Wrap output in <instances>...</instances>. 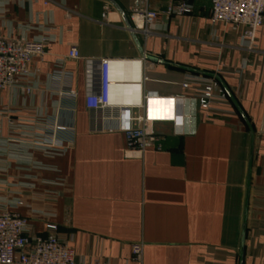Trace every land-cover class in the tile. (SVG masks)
I'll list each match as a JSON object with an SVG mask.
<instances>
[{"label": "crops", "instance_id": "0c3cea01", "mask_svg": "<svg viewBox=\"0 0 264 264\" xmlns=\"http://www.w3.org/2000/svg\"><path fill=\"white\" fill-rule=\"evenodd\" d=\"M189 1L190 13L160 14L142 35L123 20L131 26L133 0H0L1 36L47 38L22 81L30 92H0V211L25 218L30 237L55 225L77 264H264V19L249 39L244 26L212 23L209 1ZM72 47L79 59H63ZM102 59L110 103L155 117L160 140L140 157L125 154L114 123L89 130L85 96L99 89ZM58 65L74 76L71 118L58 111ZM213 85L225 98L202 110ZM170 99L178 127L156 115ZM56 116L71 142L48 156L29 141Z\"/></svg>", "mask_w": 264, "mask_h": 264}, {"label": "built area", "instance_id": "2783aa9c", "mask_svg": "<svg viewBox=\"0 0 264 264\" xmlns=\"http://www.w3.org/2000/svg\"><path fill=\"white\" fill-rule=\"evenodd\" d=\"M40 1L46 6L50 0ZM151 0H133L129 8V19L134 32L142 35L149 34V28L153 26L160 14L182 15L192 11L189 0H176L169 3L163 11L153 10L150 7ZM210 3V21L212 23L231 24L244 26V36L252 39L256 30L262 25L264 19V0H207ZM107 12L102 14L106 18ZM47 38L28 40L24 37H9L0 35V92L20 88L22 92H30V88L22 85L23 80L30 76L29 66L34 58H42L45 55ZM63 59L77 60L79 53L76 47L70 48L68 55ZM110 61L100 60V85L96 92L89 91L85 96V109L88 114V127L92 133L112 131L108 124L114 123L115 130L124 136L125 154L128 157H140L145 149L157 147L160 140L153 128L154 115H133L134 108L127 105H113L108 94V69ZM74 76L71 72L64 71L58 65L52 72V81L59 88L58 111L64 114V118H71L74 110L76 91L73 88ZM183 88L187 84H183ZM214 85L206 86L198 97V106L209 111L213 102L225 98L224 91L217 90L214 94ZM144 101L148 96L144 95ZM153 99V98H152ZM180 100L170 99L165 104L157 103L156 115H165L175 125L180 126L181 118H178L176 104ZM145 105H139L140 111ZM163 114V115H162ZM180 119V120H179ZM44 120V119H43ZM42 131L36 132V136L29 141L32 148L48 156H61L65 154L72 135V128L58 122L57 116L53 120L46 119L40 122ZM48 234L45 237H30L27 234V222L19 214L9 211H0V264H77L74 250L57 239L56 226L47 224ZM132 258L139 261L142 257V246H131ZM97 264V261L95 262Z\"/></svg>", "mask_w": 264, "mask_h": 264}, {"label": "water", "instance_id": "95a60500", "mask_svg": "<svg viewBox=\"0 0 264 264\" xmlns=\"http://www.w3.org/2000/svg\"><path fill=\"white\" fill-rule=\"evenodd\" d=\"M123 20H124L125 25L128 27V29H131V26H130L129 21L127 20V18L123 17Z\"/></svg>", "mask_w": 264, "mask_h": 264}]
</instances>
